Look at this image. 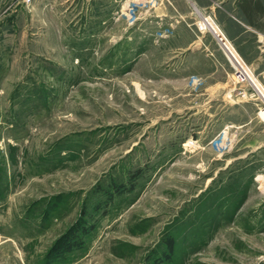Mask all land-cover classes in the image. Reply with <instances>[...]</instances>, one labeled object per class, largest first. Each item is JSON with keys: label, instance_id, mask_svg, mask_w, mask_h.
<instances>
[{"label": "rangeland", "instance_id": "1", "mask_svg": "<svg viewBox=\"0 0 264 264\" xmlns=\"http://www.w3.org/2000/svg\"><path fill=\"white\" fill-rule=\"evenodd\" d=\"M160 1L0 0V264H264V84Z\"/></svg>", "mask_w": 264, "mask_h": 264}, {"label": "crops", "instance_id": "2", "mask_svg": "<svg viewBox=\"0 0 264 264\" xmlns=\"http://www.w3.org/2000/svg\"><path fill=\"white\" fill-rule=\"evenodd\" d=\"M171 7L175 8L171 12L178 14L175 28L179 23L193 24L199 17L218 25L217 32L209 26L203 28L214 32L224 56L232 59L217 37L223 35L236 56L264 84V0H161L159 16L167 15Z\"/></svg>", "mask_w": 264, "mask_h": 264}, {"label": "built area", "instance_id": "3", "mask_svg": "<svg viewBox=\"0 0 264 264\" xmlns=\"http://www.w3.org/2000/svg\"><path fill=\"white\" fill-rule=\"evenodd\" d=\"M32 0H25V2H31ZM221 40L225 46V48L228 50V52L230 54H232L233 51H231L229 45L227 44L226 40H223V35L220 36ZM233 58L236 61V64H234V62L231 60V63L233 65L234 68V73L236 75V77L241 80V81H249V82H253V78L251 73L249 72L245 62H243L241 59H239L235 53H233ZM254 83V82H253Z\"/></svg>", "mask_w": 264, "mask_h": 264}, {"label": "bare ground", "instance_id": "4", "mask_svg": "<svg viewBox=\"0 0 264 264\" xmlns=\"http://www.w3.org/2000/svg\"><path fill=\"white\" fill-rule=\"evenodd\" d=\"M208 19H209V18H208ZM201 23H202V27H208V26H209V28L213 29L215 32L218 31V30L216 29V27H215L211 22H209V21L203 20ZM219 34H220V33H219ZM231 51H232V50H231ZM231 57H232V59L234 60V58H233V52H232V54H231ZM232 59H231V60H232ZM233 62H234V64H236V61H235V60H234ZM255 87L257 88V91H258V94H259L260 98L263 99V101H264V90H263V88L261 87L259 81L256 82ZM258 89H259V90H258ZM261 114L264 116V108L262 109Z\"/></svg>", "mask_w": 264, "mask_h": 264}, {"label": "trees", "instance_id": "5", "mask_svg": "<svg viewBox=\"0 0 264 264\" xmlns=\"http://www.w3.org/2000/svg\"><path fill=\"white\" fill-rule=\"evenodd\" d=\"M63 244L66 246V245H70L71 243H69V240H66L63 242Z\"/></svg>", "mask_w": 264, "mask_h": 264}, {"label": "water", "instance_id": "6", "mask_svg": "<svg viewBox=\"0 0 264 264\" xmlns=\"http://www.w3.org/2000/svg\"><path fill=\"white\" fill-rule=\"evenodd\" d=\"M217 37H219L220 38V40H221V37L217 34Z\"/></svg>", "mask_w": 264, "mask_h": 264}]
</instances>
